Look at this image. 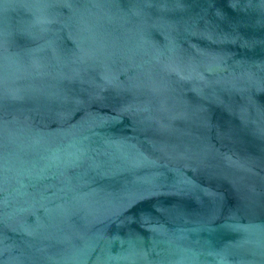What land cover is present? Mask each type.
I'll return each mask as SVG.
<instances>
[{"label": "water", "instance_id": "95a60500", "mask_svg": "<svg viewBox=\"0 0 264 264\" xmlns=\"http://www.w3.org/2000/svg\"><path fill=\"white\" fill-rule=\"evenodd\" d=\"M0 264H264V0H0Z\"/></svg>", "mask_w": 264, "mask_h": 264}]
</instances>
